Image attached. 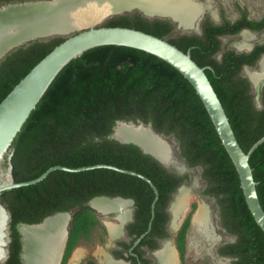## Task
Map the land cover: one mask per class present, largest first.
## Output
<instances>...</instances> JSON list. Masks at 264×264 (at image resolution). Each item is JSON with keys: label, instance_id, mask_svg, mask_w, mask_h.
<instances>
[{"label": "trees", "instance_id": "1", "mask_svg": "<svg viewBox=\"0 0 264 264\" xmlns=\"http://www.w3.org/2000/svg\"><path fill=\"white\" fill-rule=\"evenodd\" d=\"M245 15V13H243ZM123 19V18H122ZM222 25L208 18L203 34L172 37L174 28L167 21L111 23L166 39L205 67V74L228 117L235 137L244 152L264 135V106L256 109L248 94L247 80L239 76L243 63L252 64V55L222 50L219 34ZM249 28L261 29L262 22H246ZM239 27L231 28L236 32ZM34 42L20 47L0 62V102L18 81L55 45ZM264 51V46L258 47ZM221 51L220 61L215 59ZM139 120L153 129L172 135L180 156L190 168L200 167L206 186L204 195L214 197L221 226L235 236V241L219 248L230 264H264V232L252 218L240 188L237 171L215 131L207 111L192 85L165 61L138 49L105 45L85 51L59 72L35 109L13 140V178L16 182L32 180L56 165L69 168L108 164L147 177L156 187L152 230L166 235L164 211L176 188L188 179L166 169L138 146L120 143L110 137L116 121ZM259 202L264 210V142L250 155ZM98 196L131 198L135 201V229H147L154 191L141 178L107 168L79 172L54 170L42 181L1 195L8 208V258L3 264H23L19 223L36 224L56 212H70L67 247L71 249L80 235L89 236L101 228L97 213L87 202ZM186 218L177 238L184 251Z\"/></svg>", "mask_w": 264, "mask_h": 264}, {"label": "water", "instance_id": "2", "mask_svg": "<svg viewBox=\"0 0 264 264\" xmlns=\"http://www.w3.org/2000/svg\"><path fill=\"white\" fill-rule=\"evenodd\" d=\"M51 1L53 0H33L25 1L22 3H13L0 6V10L9 6L24 5L27 3H47ZM135 11L139 12L141 15L148 19H170L171 22L176 23V28L178 30L179 28L181 29L179 23L172 17L161 14H149L135 6L110 13L106 16H118L122 13H132ZM105 18L106 17L102 18L101 21ZM93 25L90 24L83 28L70 31H61L57 33L48 32L38 34V31L36 30L33 32V34H31L30 37L26 36L22 38V40L18 41L15 45L8 47L0 56V58H2L13 48L32 40H47L54 36H65V38L60 43L55 45L18 81L16 85H14V87L0 102V264H3L8 257V245L10 241L9 225L11 221V215L8 208L2 203V193L11 189L36 184L46 178V176L54 170L79 172L94 168H107L141 178L146 181L154 191L155 196L152 203L153 210L154 204L158 197V191L154 184L147 177L139 173L121 169L113 165L95 164L77 168H69L56 165L48 168L45 172L32 180L16 182L13 178V166L11 162V158L13 156L12 143L16 135L21 130L23 124L29 117L30 113L35 109L37 103L40 101L48 87L51 85V83L63 69V67H65L71 60L82 55L85 51L105 45L130 47L151 54L174 67L192 85L207 111V114L215 128L222 146L224 147L237 171L240 181V188L242 190L247 208L255 223L264 232V210L262 209L258 199L256 190L257 182L254 180L252 168L249 164L250 155L260 144L264 142V135L260 137L255 143H253L247 150V152H244L242 150L235 137L224 108L205 74V67H200L191 58L189 51L183 52L175 45L168 42L166 39L156 37L137 29L121 26L94 27ZM198 28L199 24L196 25L195 30L198 31ZM72 32L75 33L69 35ZM257 90H259V88H257ZM117 122H123L125 124L129 123L133 127L140 125L150 127L153 134L161 140L160 142L163 144V150L167 149V151L171 154L168 143L167 141H165V138H168V136L156 132L150 123L144 124L139 120L135 122H133L132 120L116 121L114 126H116ZM113 133L114 127L113 132L110 135L111 138L117 140L120 143H131L138 146L144 153L149 154L156 160H158V162H160L166 169L180 174L179 171L169 168L150 150L143 148L140 144L134 141H121L115 138L113 136ZM184 163L187 167H189L185 161ZM94 198H102L108 201L120 199V197L110 198L107 196H98ZM91 200H89V202L87 203L90 207H92L90 205ZM62 213L68 214L69 220L71 219V212H56L50 216L45 217L40 223H19L17 225V231L20 235L21 243L20 259L23 264H25L22 259L25 249L24 245H26L34 255H36V253L43 255L46 251L51 252L52 247L49 245L50 242H48L45 238H41L40 240H38V242L36 240L29 241V239L28 243H25L20 232L21 226L39 229L47 219ZM67 234L68 226L65 229V238L62 245V250L65 246Z\"/></svg>", "mask_w": 264, "mask_h": 264}, {"label": "bare ground", "instance_id": "3", "mask_svg": "<svg viewBox=\"0 0 264 264\" xmlns=\"http://www.w3.org/2000/svg\"><path fill=\"white\" fill-rule=\"evenodd\" d=\"M53 1L9 6L0 10V56L8 47L15 45L26 36L30 37L36 30L40 34L70 31L73 30L70 29L71 26H74V30L83 28L97 23L110 13L127 9L131 6L140 8L149 14L168 15L177 21L184 30L193 28L196 16L204 8L195 0H67V2L59 4H55ZM54 6L57 7L54 8ZM251 39L250 33L243 32L240 40L234 46L238 49L246 48L249 46ZM260 68L261 71L257 75L258 77L264 76V62ZM113 136L121 141H134L140 144L143 148L153 152L169 168L172 166L176 168L177 166L174 163L175 159H173L167 149L163 150L161 140L153 134L148 126L140 125L133 127L129 123L117 122L116 126H114ZM165 141H167L168 147L171 150L168 138H165ZM181 190L182 188L174 195V202L171 203L172 206L170 205V209L172 207L173 210V225L178 220L179 213L183 214L189 205L187 204V193H182ZM126 203L124 202V205ZM91 204L101 211L116 209L120 205L118 201H108L102 198L92 199ZM198 205V209L193 215V223L200 232H203L209 238L211 230L206 225L208 212L206 207ZM68 221L69 215L62 213L47 219L39 229L21 226L20 232L25 243H28L29 239V241L36 240L38 242L41 238H45L50 242L49 245L52 247V250L50 249L51 252L46 251L43 255L38 253L34 255L24 245L23 262L25 264H47V262L48 264H56L58 255L60 253L62 255V245ZM107 226L110 236L115 237L117 233L116 228L112 224H107ZM98 253H102V251ZM156 256L159 264H173V250L167 243L163 244L162 250ZM103 262H107V260L104 259Z\"/></svg>", "mask_w": 264, "mask_h": 264}, {"label": "flooded vegetation", "instance_id": "4", "mask_svg": "<svg viewBox=\"0 0 264 264\" xmlns=\"http://www.w3.org/2000/svg\"><path fill=\"white\" fill-rule=\"evenodd\" d=\"M25 1H33V0H0V6L13 4V3H22ZM53 2L55 4H59V3L67 2V0H55ZM55 7H57V6H54V8ZM234 13H235V15H233V19H228L227 17L223 16L221 11H218V19H217L218 22H214L212 19H210L208 17H205V18L203 17L201 22H199V20H198V22H196V24H199V28H198L199 30L196 31L194 34L182 33L180 31H178V29L176 28V23L171 22L170 19H160V18L148 19L136 11L132 12V13H122L118 16L117 15L105 16L106 18L103 19L101 22L99 21L96 24L94 23V25L93 24L92 25L94 27L111 26V23H122L124 21H131V20L133 21L136 18H144L148 21H154V20L167 21L174 27L170 31V35H172V37H174V36L176 37L178 35H185V34L186 35L201 36L203 34V24L206 21V18H208L215 25H222V24H224L225 21H228L229 24L226 25V29H227L226 33L225 34H219L217 36V38L220 40L221 49L222 50H231V51L235 52L236 54H246V55L250 54V55H252V58H254L256 56V58H254V61L252 64L243 63L241 65V68H240L238 73H239V76L245 78L249 84L248 94L252 95V104L254 105V107L256 109H261L264 106V80L261 78H264V76L258 77L257 75L260 73L261 64L264 62V51L260 52L258 47L264 46V42L257 41L256 38L263 33L264 27L261 29L249 28V27L245 26V23L246 22H254V23L262 22L264 19V15H262L261 17H259L257 19H253V18L249 17V14H248L246 9L240 8V7ZM243 13H245V15H243ZM102 22H104V23H102ZM234 27H239V28L236 32H230L231 28H234ZM243 32L250 33V35L252 36L250 43H252V44L251 45L249 44L250 47L249 46H248L249 48L246 47L247 49H245V48L238 49L235 46L233 47V44L235 42L237 43L240 40V36L242 35ZM74 33L75 32H72L69 35H72ZM64 38H65V36L60 35V36H54V37L47 39V40H45V39L38 40L37 39V40H32V41L26 42L22 45H19V46L13 48L8 53H6L2 58H0V62L3 61L6 58V56L15 52L20 47H26V46L34 43V42H41V43L55 42L56 40H63ZM227 39L231 40L228 43L231 45L230 48L227 46L224 47L222 45V41L228 42ZM222 50L217 52V54L214 56L215 59L218 61H220V59H221V51ZM257 69H258V71H257ZM255 84H261L260 86H258L259 90H257V88L255 87ZM178 175H183V174H178ZM186 181H188V179L184 180L176 188V191L179 190L181 185H183ZM175 192L172 194L170 201L168 202L166 208L164 209V211L168 214V218L164 222V231L166 232V235L162 236L159 234L158 231L153 232V230H152L153 229L152 228V221L154 219L155 204H154L153 210H152V204H151V217H150V220L148 222L147 229L145 231L139 233V234H136L135 229L137 228V226L140 225V223L137 221L136 215H135V213H136L135 201L131 198L120 197L119 200H115V201H118L120 203V205L118 207H116V209H110V210H113L114 212H116V215L114 216V220L117 223H115L114 221L106 220V219L101 220L97 214V219H98V222L101 225L102 229L101 228H95L94 231H92L88 237L85 235H80L79 240L76 242L74 247L71 249H68V247L66 245L67 240H68V234H67L65 246H64L63 250L61 251L62 255H61V253L58 255V257L56 259V264H58V262H59L60 255H61V259H60L59 264L68 263V258L70 257V255H72L73 250L79 244L85 243V241L89 240V238L92 237L93 232H98V231L100 232V234H99L100 242L103 241L106 234H108V238H109L108 240L110 241V246L106 245L105 247H108V248L112 247L110 253H107L103 250H100V251H102V253H99L100 259H98L97 258L98 255H96L97 252L96 253L92 252L90 257H86L82 260L80 259L76 263L73 262V264H159V261L157 259L156 254L162 250L164 243H167L173 250V256H174L173 264H181L182 257L185 253L186 248H187V234H188V231H189V228L191 225V221L194 219H192L193 209H191L186 214V216L184 217L180 226L178 225L179 227H177L178 229H176V231L174 232L175 235L173 236V238L172 239L169 238L171 233L174 234L173 233V229H174L173 227L175 224L173 225V221H174L173 220V212H172L173 210H172V207L170 209V204L172 203L171 201H172L173 195H175ZM116 197H119V196H116ZM110 198H114V197H110ZM124 202H127V203L124 205ZM171 206H172V204H171ZM91 208L94 209L95 207H93V205H92ZM98 211L103 212V213L107 212V211H101V210H98ZM70 212L72 213V211H70ZM120 216L123 218L125 217L123 221H121V219H119ZM180 217L181 216H179L178 219ZM187 217H189V226H188L186 234H185L184 251L181 252V250L178 247L177 238H178V235L180 234L181 228H182ZM177 221L178 220H176L175 223H177ZM69 224H70V221H69ZM107 224H112V226L116 228L117 233H116L115 237L110 236V232H109ZM219 224L221 226L220 217H219ZM118 225L120 226L119 228H118ZM68 228H69V225H68ZM221 228L224 230L225 233L234 237V240L232 242L223 243V244L219 245L217 248V254L221 257H224L225 259H228L229 260L228 264H230V262L232 261V258H230L228 256L220 255L218 250H219V248H221L222 246H224L226 244L233 243L235 241V236L228 233L222 226H221ZM119 229H120V233H119ZM201 233H203V232H201ZM95 244H96V242H95ZM19 257H20V254H19ZM74 259H76V256H74ZM104 259L107 260V262H103ZM71 260H73V259H71Z\"/></svg>", "mask_w": 264, "mask_h": 264}, {"label": "rangeland", "instance_id": "5", "mask_svg": "<svg viewBox=\"0 0 264 264\" xmlns=\"http://www.w3.org/2000/svg\"><path fill=\"white\" fill-rule=\"evenodd\" d=\"M195 1L197 3H200L204 7L203 11H201V13H199V15L196 16L195 25L193 26L192 29L184 30L182 28L181 29L179 28L178 31L182 33L194 34L196 31L195 30V27L197 25L196 22H198V20L199 22H201L203 17L204 18L208 17L212 19L214 22H218L217 20L218 11H221L223 16L227 17L228 19H233V15H235L234 12L237 9H239V7L246 9L249 14V17L253 19H257L261 17L262 15H264V0H195ZM73 27L71 26L70 29L74 30ZM256 39L257 41L264 42V31ZM227 40L228 42L222 41V45L224 47L227 46L230 48L231 45L228 43L231 40L229 39ZM234 44H233V47H234ZM251 44L252 43H250V45ZM261 79L264 80V78H261ZM260 85L261 84H255V87L258 88V86ZM168 141H169V144L171 145V155L173 159H175L174 163H176L177 165L176 168L173 166L170 168L179 171L180 174L188 175V181H186L180 187L182 188L181 190L182 193H185V194L187 193V196H188L187 204H189L188 209L183 214L179 213L178 216H181V217L178 219L177 223H175L173 227L174 228L173 233L176 231V229H178L177 227L180 226L184 217L191 209H193L192 213L194 215V212L198 209V206H199L198 204L203 205L204 208L206 207V210L208 212V215L206 218V221H207L206 225L211 230V235L208 238L207 235L201 233L198 230V228L193 223V220L191 221V225H190V228L187 234V248L182 257L181 264H228L229 263L228 259H225L224 257H221L217 254V248L219 245L223 243L232 242L234 240V237L225 233L219 224V210H218V206H217L215 198L203 194L206 184L202 180L201 169L200 167H194V168L187 167L184 163V160L180 156L178 144L175 141V139L172 136H168ZM176 193H178V190L175 192V194ZM174 197L175 196L173 195L171 202H173ZM95 210L101 220L106 219V220L114 221L115 223H117L114 220V216L116 215V212H114L113 210L107 211L106 213H101L97 209ZM193 215H192V219H193ZM124 218L120 216L119 219L123 221ZM119 227L120 226L118 225V228ZM119 233H120V229H119ZM99 234H100L99 231L93 232L92 237H90L89 240L85 241V243L79 244L73 250L72 255H70V257L68 258V263L66 264H73V262L76 263L80 259L82 260L86 257H90L92 252H95V253L97 252L96 255H98L97 257L98 259H100V255L98 251L103 250L107 253H110L112 247L110 248L105 247L106 245L110 246V241L108 240L109 239L108 234H106L104 240L101 242H100ZM174 235L175 233L174 234L171 233L169 238L172 239ZM74 256H76V259H74Z\"/></svg>", "mask_w": 264, "mask_h": 264}]
</instances>
